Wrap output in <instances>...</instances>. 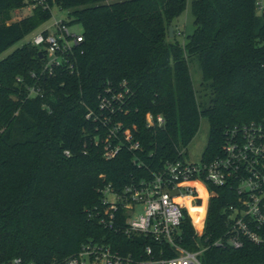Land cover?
Masks as SVG:
<instances>
[{"label":"trees","instance_id":"1","mask_svg":"<svg viewBox=\"0 0 264 264\" xmlns=\"http://www.w3.org/2000/svg\"><path fill=\"white\" fill-rule=\"evenodd\" d=\"M32 3L31 14L8 22L13 9ZM188 4L195 29L183 45L170 38L169 27ZM54 5L68 10V24L83 27L78 73L59 72L49 84L50 98H29L17 78L29 82L30 72L41 68L38 48L23 44L0 60V262L22 257L48 264L76 254L90 239L131 243L100 222L106 184L121 190L184 158L203 117L210 123L203 161L221 153L228 129L264 123V10L258 0H0V54L49 20ZM193 60L203 76L201 94ZM124 81L129 112L115 120L142 148L125 147L106 159L86 115L108 86L121 90ZM148 112L162 114L164 125L148 127ZM211 188L207 213L201 199L188 202L182 232L191 250L223 233L225 207L235 200L234 187ZM203 260L264 264V247L211 245Z\"/></svg>","mask_w":264,"mask_h":264},{"label":"built area","instance_id":"2","mask_svg":"<svg viewBox=\"0 0 264 264\" xmlns=\"http://www.w3.org/2000/svg\"><path fill=\"white\" fill-rule=\"evenodd\" d=\"M258 3L264 10L263 0ZM83 41V30L73 31L65 19H56L52 29L33 36L28 43L42 54L41 68L30 72L29 82L22 76L17 78L27 97L50 98L49 84L59 72L78 73ZM121 86V90L108 86L99 96L97 107H88L86 115L96 124L94 141L102 146L106 159L116 157L125 147L131 151L142 148L133 134L115 120L129 112L126 98L130 89L126 81ZM44 107L50 109L47 103ZM146 122L148 127H161L165 118L148 112ZM65 154L71 155L69 150ZM227 185L235 188V200L225 207L223 233L197 250L185 247L182 224L188 202L201 199L207 213L215 195L211 187ZM102 192L100 222L108 230L131 239V243L116 240L113 245L106 239H90L76 254L48 264H205L203 254L211 245L240 249L252 243L264 247V123L228 129L221 153L209 161H167L150 179L121 190L106 184ZM199 232L201 238L203 229ZM0 264L38 263L15 257Z\"/></svg>","mask_w":264,"mask_h":264},{"label":"rangeland","instance_id":"3","mask_svg":"<svg viewBox=\"0 0 264 264\" xmlns=\"http://www.w3.org/2000/svg\"><path fill=\"white\" fill-rule=\"evenodd\" d=\"M264 2V0H263ZM34 5L28 4L22 8H16L11 11V19L8 21L9 23L17 21L22 17L29 15L33 12ZM260 12V11H259ZM56 19H65L68 20V10L61 9L59 6L54 5L52 8V16L49 20L42 23L38 28L30 32L26 37L8 48L5 52L0 54V60L8 56L12 53L15 49L22 46L23 44H28V42L35 36L37 33L42 32L46 29H52L53 24L55 23ZM174 36L170 37L175 38L177 37L178 40L184 45L186 42V38L189 34L193 33L195 29L194 25V16L191 13L190 4H188L187 9L180 15V17L175 21L174 24ZM71 29L76 32H82L83 27L80 24H72ZM191 71L193 75L194 85L198 92L201 94L203 91L202 87V72L199 68V65L196 60L191 62ZM210 134V123L207 118L201 119V125L198 133L189 144L184 154V159L188 161H201L203 159V155L208 144ZM199 231L202 229L199 227Z\"/></svg>","mask_w":264,"mask_h":264},{"label":"water","instance_id":"4","mask_svg":"<svg viewBox=\"0 0 264 264\" xmlns=\"http://www.w3.org/2000/svg\"><path fill=\"white\" fill-rule=\"evenodd\" d=\"M169 36L170 37L174 36V26L173 25H170V27H169ZM39 56L42 57V54L39 53Z\"/></svg>","mask_w":264,"mask_h":264}]
</instances>
